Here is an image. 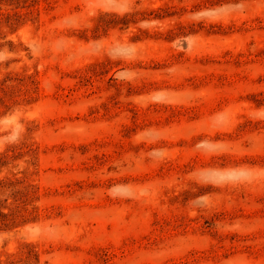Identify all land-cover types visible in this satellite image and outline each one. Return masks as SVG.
Returning a JSON list of instances; mask_svg holds the SVG:
<instances>
[{"label": "rangeland", "instance_id": "obj_1", "mask_svg": "<svg viewBox=\"0 0 264 264\" xmlns=\"http://www.w3.org/2000/svg\"><path fill=\"white\" fill-rule=\"evenodd\" d=\"M0 264H264V0H0Z\"/></svg>", "mask_w": 264, "mask_h": 264}]
</instances>
